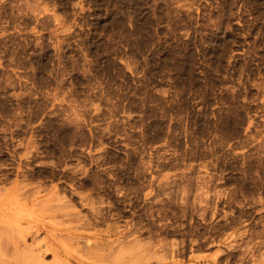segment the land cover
<instances>
[{"label": "rangeland", "instance_id": "rangeland-1", "mask_svg": "<svg viewBox=\"0 0 264 264\" xmlns=\"http://www.w3.org/2000/svg\"><path fill=\"white\" fill-rule=\"evenodd\" d=\"M54 251L264 264V0H0V264Z\"/></svg>", "mask_w": 264, "mask_h": 264}, {"label": "bare ground", "instance_id": "bare-ground-1", "mask_svg": "<svg viewBox=\"0 0 264 264\" xmlns=\"http://www.w3.org/2000/svg\"><path fill=\"white\" fill-rule=\"evenodd\" d=\"M24 236H22V238H23ZM23 241H24V239H23ZM23 244H25V242H23ZM26 245V244H25ZM28 246V245H27ZM26 248V247H25ZM24 248V249H25ZM29 248V247H28ZM54 253H55V255L57 256V258L59 259V263L58 264H75L74 262H73V259H67V258H65L64 256L62 257L61 255H59V254H57L55 251H54ZM97 261H99V260H97ZM61 262V263H60ZM100 262V261H99ZM105 262H106V260H105ZM106 264H108V263H106ZM110 264V263H109Z\"/></svg>", "mask_w": 264, "mask_h": 264}]
</instances>
